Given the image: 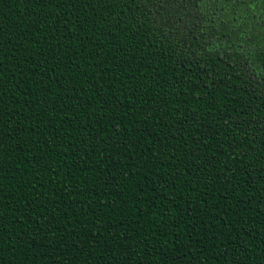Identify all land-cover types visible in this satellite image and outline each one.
Returning <instances> with one entry per match:
<instances>
[{
	"label": "trees",
	"instance_id": "obj_1",
	"mask_svg": "<svg viewBox=\"0 0 264 264\" xmlns=\"http://www.w3.org/2000/svg\"><path fill=\"white\" fill-rule=\"evenodd\" d=\"M0 264H264V0H0Z\"/></svg>",
	"mask_w": 264,
	"mask_h": 264
}]
</instances>
